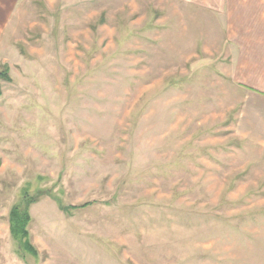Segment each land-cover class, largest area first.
<instances>
[{"label":"rangeland","instance_id":"rangeland-1","mask_svg":"<svg viewBox=\"0 0 264 264\" xmlns=\"http://www.w3.org/2000/svg\"><path fill=\"white\" fill-rule=\"evenodd\" d=\"M36 4L0 39V264H264V27L222 42L226 17L181 0ZM23 194L35 254L9 231Z\"/></svg>","mask_w":264,"mask_h":264},{"label":"crops","instance_id":"crops-1","mask_svg":"<svg viewBox=\"0 0 264 264\" xmlns=\"http://www.w3.org/2000/svg\"><path fill=\"white\" fill-rule=\"evenodd\" d=\"M37 0H0V39L2 34L9 25H13L15 17L20 20V16L27 15V11L37 10ZM180 1V0H179ZM188 6V9H204L198 11L196 15H208L218 17L219 19L226 17V20H219L213 27L215 32L214 40L220 38L222 42H238L242 40L245 33L250 32L253 27L259 29L264 27V0H181ZM186 8V7H185ZM200 12V13H199ZM178 14V12H174ZM184 15L183 13H181ZM180 14V15H181ZM191 14H195L192 11ZM217 18V19H218ZM199 30V29H198ZM221 30L222 33H219ZM226 32V33H224ZM224 34V35H223ZM248 38V42L253 47L260 46L257 42H261L256 37ZM258 51H255L256 53ZM247 90H251L264 97V90L256 86L245 84Z\"/></svg>","mask_w":264,"mask_h":264},{"label":"trees","instance_id":"trees-1","mask_svg":"<svg viewBox=\"0 0 264 264\" xmlns=\"http://www.w3.org/2000/svg\"><path fill=\"white\" fill-rule=\"evenodd\" d=\"M0 79H4V80H10L9 76H8V69L6 67H2V69L0 70ZM0 94H1V90H0ZM36 199L28 196L27 194H23V202H24V207H20L18 205H13L10 208L9 211V231H10V235L11 237H13L14 240H21V239H26L28 234H27V229H26V225L29 221V213L27 211V206L28 204L34 202ZM89 204H91V202H87V203H83L81 205H73L70 206V208L74 209V208H83L88 206ZM19 248H24V249H30L32 250L33 254H35V249H33L32 245H30V243L28 242V240L26 239L25 242V246L24 245H20L19 243Z\"/></svg>","mask_w":264,"mask_h":264}]
</instances>
